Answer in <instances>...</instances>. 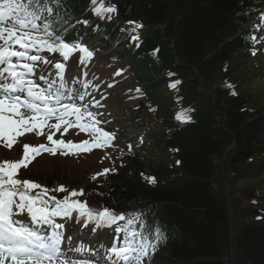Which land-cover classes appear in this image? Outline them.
<instances>
[{
  "label": "trees",
  "instance_id": "obj_1",
  "mask_svg": "<svg viewBox=\"0 0 264 264\" xmlns=\"http://www.w3.org/2000/svg\"><path fill=\"white\" fill-rule=\"evenodd\" d=\"M48 2L57 33L63 28L71 37L85 32L98 37L103 48L118 44L114 58L128 59L127 69L137 74L148 95V102L131 106L133 118L152 111L154 125L167 122V130L155 133L157 142L172 150L187 173L179 178L174 165H147L135 152L125 151L121 172L104 184L88 183L86 199L114 210L150 204L151 212L143 207L140 228L154 232V220L173 231L159 264H226L229 212L216 160H223L231 142L223 166L232 184L261 178L264 188V107L253 106L256 99L244 91L250 71L243 63L240 30L248 23L249 0H115L123 18L148 25L135 43L131 38L117 43L120 32L114 23L98 31L91 0ZM167 70L184 79L182 95L196 106L189 123L173 120L177 111L173 96L165 92ZM227 78L235 83L236 95L219 85ZM208 82L218 84L212 92L203 91L206 84L213 87ZM259 189V184L229 189L235 216L244 222L239 228L233 221L237 264H264V191Z\"/></svg>",
  "mask_w": 264,
  "mask_h": 264
},
{
  "label": "snow or ice",
  "instance_id": "obj_2",
  "mask_svg": "<svg viewBox=\"0 0 264 264\" xmlns=\"http://www.w3.org/2000/svg\"><path fill=\"white\" fill-rule=\"evenodd\" d=\"M91 4L97 5L93 11L101 18L105 13L117 11L114 4L105 7L103 0L99 4L97 0H91ZM53 11L48 0H0V141H5L6 146L11 148L17 143L18 137L34 130H39V134L43 135L47 127V140L54 145L82 151L104 147L114 138V134L97 126L101 121L96 120L95 114L88 111L87 106L82 109L76 104L64 102L66 64L63 61L69 60L78 50L85 53L86 57H91L93 53L87 47L66 42L63 33L57 34L55 23L50 19ZM108 18L111 19V16ZM83 23L87 24L88 21ZM128 23L140 27L134 21ZM133 39L138 37L134 36ZM251 39L255 40V37ZM45 51L59 53L63 59H49L42 55ZM41 65H51L57 70L54 73L56 79H48L46 87L31 75ZM40 79L45 80L46 77L41 75ZM179 83L177 80L171 87L175 88ZM227 87L232 88L233 85L228 84ZM232 95L236 93L233 91ZM26 112L30 115H26ZM71 116H75V121L69 119ZM85 117L91 123L82 122ZM176 118L191 120L187 110L178 113ZM74 126L81 131L98 134L94 145L90 146L87 140L74 144L63 138L53 139L62 128L63 135ZM23 149L21 159L0 161V264H69L61 253L65 239L62 231L64 225L57 223L56 218H70L74 212H78L81 220L95 222L97 226L116 225V232L124 234L123 244H113L107 250L113 264H146V259L155 254L165 237L158 227L154 232L147 230V234L144 228L136 227L137 224H143L142 213L128 214L126 219L125 213H116L107 207L93 211L88 208L86 201L72 199L83 195L82 189L79 192L73 190L60 199L49 193L67 192L63 185L50 190L34 181L20 179V169L27 168L36 155L42 151L52 154L56 151L43 144H24ZM108 171L104 170L105 173ZM147 179L155 183L154 177ZM37 189L39 191H34ZM22 215H27L30 220L17 219ZM120 221L125 223L121 224ZM42 225L50 226L51 230L42 232L37 227ZM71 264L93 262L71 261Z\"/></svg>",
  "mask_w": 264,
  "mask_h": 264
},
{
  "label": "rangeland",
  "instance_id": "obj_3",
  "mask_svg": "<svg viewBox=\"0 0 264 264\" xmlns=\"http://www.w3.org/2000/svg\"><path fill=\"white\" fill-rule=\"evenodd\" d=\"M110 15L111 13H105L103 17H108ZM260 20H264V13L261 15ZM253 36L255 37V40L252 39V42L255 46L254 51H258L256 52L255 57L252 56V59H246V65L249 69H252L254 65H257V68L261 71V74H263L262 77H264V27L253 29L251 37ZM67 62H71L72 66L75 67V72L79 71L78 66H81L82 64H88L87 57H85L84 54H80V51H78L74 57L72 54ZM82 71L83 70H81V72ZM131 85L132 79L127 80L126 86ZM250 86H253L255 91L258 90V92L262 94L261 92L264 89V80H259V78L254 76V78L250 81ZM106 88L108 89V87ZM102 98H105V96L101 97V99ZM112 98H117V96H113ZM119 105L120 103L114 100L111 101L109 105L98 106L99 113H95L93 110H91V112L95 114L96 120L101 121V123L97 126L103 128L109 133L114 134L115 146L112 149L111 144L108 143L101 148L92 147L91 151H82L75 148L66 149L64 147L57 149L55 154H52L48 151H42L41 154L36 155L35 158L31 160V163H28L27 168L22 167L20 169L19 178H28V180L39 184H50V182L51 184H54L55 182L53 180L49 181L54 175L55 178L60 179L58 182L69 185L71 191L76 190L77 192H79L80 189L86 187L90 180L98 179L99 181H104L103 179H107V174L104 172V167L110 170L111 166H108L109 162H111L113 166L118 163L117 159L112 156V154L114 155L115 152L114 149H121L122 147L127 149L134 148V145L137 142H141L140 137L143 134V130L141 128H145L143 125L139 126L137 124L127 126L125 124L128 123L127 119L125 118L123 120L122 115H119L116 112ZM111 112L114 114H111ZM25 114L30 115V113L27 112ZM143 118L149 121V123H154V115L152 114H145L143 115ZM70 119L75 121V116H72ZM83 121L84 123H91L87 117H85ZM165 124L166 122H162L156 127V129L163 130L165 128ZM62 132L63 128L61 129V132H57L55 134L53 139L63 138L66 142L72 141L74 144H79L80 142L87 140L89 141L90 146L94 145L96 136L98 135L93 134L91 131H81L75 126L70 127L67 133H64L63 135ZM48 133L49 129L47 127L44 128L43 135L39 134V130L25 133L23 136L17 138V143L11 148L6 146L5 141H0V161L5 159L14 161L21 159L23 156L24 144L32 146L43 144L48 147V144L51 142L47 140ZM148 138L150 137H145V139ZM117 152H119V150ZM64 153H67V155ZM139 153L142 157V160H144L148 165L158 163L170 164L172 162H176V160L171 156L168 148L156 147L154 143L144 147V149L142 148ZM217 162V168L219 170V173L217 174L226 177V179L229 181V187L234 188V190L241 191V189L244 187L253 189L255 185L260 183V179L253 178L235 186L230 180L231 176L229 172L225 170L223 171L222 161L220 162V160H216V163ZM223 184L224 182H222V185ZM92 208L96 209V211L100 210V206L98 204H92ZM19 218L26 221L30 220V218H26V215H22ZM57 223H61L64 225V227H66L68 221L67 219H61L57 220ZM73 241L74 240L69 237V242L72 243ZM104 245H106L108 249L111 248L106 242H104ZM225 259L226 264H230V259Z\"/></svg>",
  "mask_w": 264,
  "mask_h": 264
},
{
  "label": "water",
  "instance_id": "obj_4",
  "mask_svg": "<svg viewBox=\"0 0 264 264\" xmlns=\"http://www.w3.org/2000/svg\"><path fill=\"white\" fill-rule=\"evenodd\" d=\"M231 241H232V239H231Z\"/></svg>",
  "mask_w": 264,
  "mask_h": 264
}]
</instances>
